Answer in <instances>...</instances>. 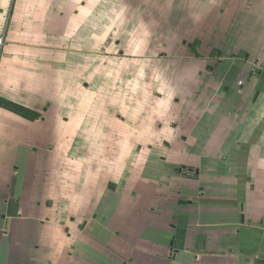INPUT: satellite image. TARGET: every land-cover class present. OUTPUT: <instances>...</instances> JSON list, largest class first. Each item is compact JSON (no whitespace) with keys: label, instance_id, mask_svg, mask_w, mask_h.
<instances>
[{"label":"crops","instance_id":"crops-1","mask_svg":"<svg viewBox=\"0 0 264 264\" xmlns=\"http://www.w3.org/2000/svg\"><path fill=\"white\" fill-rule=\"evenodd\" d=\"M4 24L0 264H264V0H0Z\"/></svg>","mask_w":264,"mask_h":264},{"label":"rangeland","instance_id":"rangeland-1","mask_svg":"<svg viewBox=\"0 0 264 264\" xmlns=\"http://www.w3.org/2000/svg\"><path fill=\"white\" fill-rule=\"evenodd\" d=\"M6 26H7V24H4L2 27H0V28H2V30H1L2 32L5 31Z\"/></svg>","mask_w":264,"mask_h":264},{"label":"built area","instance_id":"built-area-1","mask_svg":"<svg viewBox=\"0 0 264 264\" xmlns=\"http://www.w3.org/2000/svg\"><path fill=\"white\" fill-rule=\"evenodd\" d=\"M3 45V39L0 38V47Z\"/></svg>","mask_w":264,"mask_h":264},{"label":"trees","instance_id":"trees-1","mask_svg":"<svg viewBox=\"0 0 264 264\" xmlns=\"http://www.w3.org/2000/svg\"><path fill=\"white\" fill-rule=\"evenodd\" d=\"M192 49H193V51H195V46L194 45L192 46Z\"/></svg>","mask_w":264,"mask_h":264}]
</instances>
